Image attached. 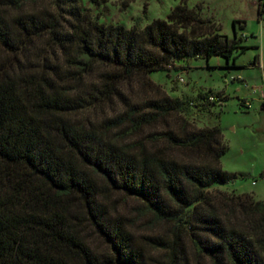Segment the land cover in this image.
Here are the masks:
<instances>
[{"label": "trees", "instance_id": "obj_1", "mask_svg": "<svg viewBox=\"0 0 264 264\" xmlns=\"http://www.w3.org/2000/svg\"><path fill=\"white\" fill-rule=\"evenodd\" d=\"M202 10L128 29L81 0H0V264H264V203L212 191L230 179L222 133L188 120L216 99L150 79L247 49Z\"/></svg>", "mask_w": 264, "mask_h": 264}, {"label": "rangeland", "instance_id": "obj_2", "mask_svg": "<svg viewBox=\"0 0 264 264\" xmlns=\"http://www.w3.org/2000/svg\"><path fill=\"white\" fill-rule=\"evenodd\" d=\"M260 1L101 0L100 6L89 0L81 3L102 23L121 24L128 29L143 28L156 19L167 20L178 5L197 10L200 4L201 18L213 23L215 30L220 27V35L233 41L237 33L239 44L247 49L236 52L229 61L222 56L176 59L166 71L152 73L150 79L173 98L188 97L194 104L201 94L216 99L211 110L195 111L188 118L198 129L219 128L222 133L226 151L221 166L230 179L216 183L212 191L249 195L264 203V23L259 19ZM112 203L113 210L117 208L121 214L137 218L138 200L115 193ZM134 231L138 238L147 233L140 225ZM94 245L101 252L107 249L98 237Z\"/></svg>", "mask_w": 264, "mask_h": 264}, {"label": "built area", "instance_id": "obj_3", "mask_svg": "<svg viewBox=\"0 0 264 264\" xmlns=\"http://www.w3.org/2000/svg\"><path fill=\"white\" fill-rule=\"evenodd\" d=\"M181 82L183 81L182 79L180 80ZM211 100H213V98H211ZM247 106H249L248 103H246ZM262 180H264V174L262 175ZM255 184V183H254Z\"/></svg>", "mask_w": 264, "mask_h": 264}, {"label": "crops", "instance_id": "obj_4", "mask_svg": "<svg viewBox=\"0 0 264 264\" xmlns=\"http://www.w3.org/2000/svg\"><path fill=\"white\" fill-rule=\"evenodd\" d=\"M246 38V37H245ZM258 62V61H257ZM263 110H264V102H263Z\"/></svg>", "mask_w": 264, "mask_h": 264}]
</instances>
